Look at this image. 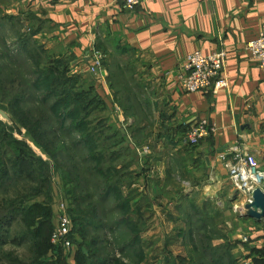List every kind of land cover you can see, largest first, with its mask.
Here are the masks:
<instances>
[{"label": "crops", "instance_id": "obj_1", "mask_svg": "<svg viewBox=\"0 0 264 264\" xmlns=\"http://www.w3.org/2000/svg\"><path fill=\"white\" fill-rule=\"evenodd\" d=\"M5 7L7 20L19 17L29 24L25 30L30 41L49 60L68 63V77L81 75L94 83L106 102L107 134L123 135L120 147L114 143L117 138H108L113 147L109 154L118 151L113 165L121 171L115 181L109 174L111 186L99 194L109 202L107 207L116 206L120 196L132 208L141 206L146 221L144 209L162 206L167 197L164 203L175 211L172 222L191 219L186 234L193 242L196 233L207 236L213 256L222 245L214 243L218 233V238L237 239L228 248L232 255L264 264V220L258 223L240 215L245 201L237 197L227 162L220 158V153L238 146L264 169V73L247 47L264 25V0H147L135 11L125 9L121 0H16ZM119 45L138 59L141 73L131 85L137 94L136 116L124 113L106 64L99 75L88 70L93 48L103 51L108 63ZM196 50L206 56L227 53L223 72L228 89L189 93L182 88L179 75L185 58ZM200 120L216 123L217 130L191 146L187 131ZM233 201L240 218L236 216L235 227L226 225L233 220L228 205ZM153 211L157 214V208ZM116 228L134 236L131 224ZM148 230L147 223L143 239ZM183 231L185 226L178 228V235ZM244 236L248 243L242 242Z\"/></svg>", "mask_w": 264, "mask_h": 264}, {"label": "trees", "instance_id": "obj_2", "mask_svg": "<svg viewBox=\"0 0 264 264\" xmlns=\"http://www.w3.org/2000/svg\"><path fill=\"white\" fill-rule=\"evenodd\" d=\"M23 36L31 42L30 34L20 33L15 46ZM1 45L5 48L4 43ZM39 51V55H33L27 48L0 55V62H3L0 63V109L11 119H0V238L10 225V219L20 215L18 224L22 228L16 235L28 242L31 261H35L34 264H42V261L69 264L66 251L59 248L55 253L51 241L56 227L54 213L58 207L54 203L57 193L54 182H58L73 223L70 239L75 243L78 234L82 240L74 255L75 264H128L124 252L133 244L143 243L141 236L147 222L143 220L142 207L132 208L123 203L120 196L115 198L116 206L107 207L109 202L104 197L99 198V194L111 186L109 174H114L115 181L121 171L113 165V161L119 159L116 157L118 151L113 149L109 154L108 150L113 147L108 138H117L114 143L120 147L123 135L121 132L114 136L107 134L111 130L106 127V118L101 116L106 102L96 92L94 83H87L81 75L68 77L67 62L49 60L44 50L39 48ZM130 79L134 82L133 77ZM108 81L115 88L116 83L110 81V76ZM129 92L135 99L130 96L127 100L134 101L137 109V94L133 88ZM122 93L116 89L115 97L124 113H129V107L119 97ZM91 116L99 122L96 126H92ZM22 130L42 152L32 147L26 137L17 136ZM116 211L123 214L111 221L110 215ZM133 213L138 217H132ZM130 224L134 226V236L126 248L109 247L108 233H105V241L101 240V232L115 233L116 227ZM88 230L97 235H90ZM206 240L210 243L205 244ZM199 241L198 252L202 255L196 264L236 263L233 258H225L228 252L213 256L209 239L200 238ZM118 251L120 257L116 256ZM142 254H135L138 257L135 264L142 263ZM260 256L264 262V251ZM8 261L18 264L9 253L2 252L0 262L6 264ZM191 261L185 262L195 264L194 258ZM253 264L258 261L255 259Z\"/></svg>", "mask_w": 264, "mask_h": 264}, {"label": "rangeland", "instance_id": "obj_3", "mask_svg": "<svg viewBox=\"0 0 264 264\" xmlns=\"http://www.w3.org/2000/svg\"><path fill=\"white\" fill-rule=\"evenodd\" d=\"M16 0H0V55H3L5 52L9 53L10 50L14 52H18L19 49H29L33 55H39L40 51L39 48H36V45H34L32 42H28L27 38L23 36L18 44L15 46V42L17 38L19 37L20 33H23L25 35H29L27 30H25L26 26L29 24H26L21 22L22 19L19 17L11 18V20H7L8 15L3 13L2 10L6 9V5H11ZM5 16V17H4ZM10 16V15H9ZM24 24V25H23ZM10 27H13L15 30L11 31ZM22 40V41H21ZM21 41V42H20ZM1 43L5 44V48L2 47ZM25 45L26 47H23ZM117 45V44H116ZM114 45V46H116ZM14 46V47H12ZM120 46V45H119ZM7 47V49H6ZM103 52V51H102ZM108 59V56L105 58ZM137 57L135 58V54L133 52H130L128 49H126L124 46L119 47V51H116V53L113 55V57L107 62H104L106 64V67L108 66L110 70V81L116 83L115 88L118 90H121L123 93L119 96L122 98L125 105L129 107V115L136 116V113L138 112V108L136 109V106H134V101H131V103L128 102L127 97L131 96V93L129 92L132 88V80L130 77H134L135 74L138 75V67L137 65ZM3 63V62H0ZM28 67V66H27ZM27 69V68H26ZM142 70V69H141ZM29 70L27 69V73ZM134 80V78H133ZM132 99H135L134 96H131ZM130 108H133V111H130ZM124 109V108H123ZM7 113V112H6ZM8 114V113H7ZM106 113L103 112L101 114L102 117L106 118ZM92 117V116H91ZM93 120V125H97L99 122L97 120H94L93 117L91 118ZM98 119V118H97ZM6 121H10V116L8 114V119H4ZM20 137H26L28 140L31 141V146L34 147L37 151H40L35 147V145L32 143V140L29 136H27L25 130H22L21 135H17ZM42 152V151H40ZM54 188H57V193L55 194V201L54 203L57 205H60V203L63 201L66 204L65 197H63L62 188L61 185L58 182H54ZM60 190V191H59ZM1 197V196H0ZM167 197H163L164 201H166ZM218 200V199H217ZM162 202V206H158L157 208V214L153 213L156 208H153L152 206L148 207L144 212L145 217L147 218V223L149 230L144 235L143 243H136L133 244V248H128L127 251H125L124 255L127 256L125 260L128 262V264H135L138 260V257L135 256V254L143 253L141 256L143 258L141 264H189V262H192L191 260L194 258L195 264L199 263V259H201V252H198V247L200 244L199 239L200 238H207V236L201 235V234H195L196 244L194 245V242L191 240V237L186 234L187 229H189L188 224L190 222H193L188 217L185 218L186 222L184 223L183 220H178L176 222L172 219L173 216H171V213L175 211L171 210L170 207H168V203ZM221 205L223 203L222 200H218ZM227 203V202H225ZM230 204L231 210V220H228L230 223L226 224L227 226L229 224H232L235 227V223L239 222L240 220L239 216L236 214L237 212L233 211L235 209V203L228 202V205ZM67 207V205H66ZM59 208V206H58ZM69 208V206H68ZM146 208V207H145ZM220 208V207H219ZM239 211V209H238ZM121 212V213H120ZM116 211L114 214L110 215V220L112 221L114 218H120L122 216V211ZM159 212V213H158ZM54 220V223L57 224V218ZM165 213V214H164ZM156 215V216H155ZM155 216V217H154ZM238 216V220L237 217ZM20 215L17 217H13L10 219V225L5 228V232L2 233L0 238V256L1 253H9L14 259L18 262V264H34L35 261H31L32 253L29 250V244L28 242H24L20 240V237L16 235L18 232V229L22 228V225L19 226L18 219ZM176 217V216H175ZM116 220V219H114ZM171 220V221H170ZM237 220V222H236ZM220 225L222 226V222L219 220ZM185 231L181 233V235H178V228L184 227ZM173 227H176V233L175 229ZM91 230V229H90ZM88 230L90 235H97V232H91ZM105 233H108L107 235V241L110 243L108 244L109 247L114 246L118 250L120 248H126V244L128 241H130L132 238L131 233L128 231L123 230L122 232H101V240L105 241ZM218 234V233H217ZM221 234V233H220ZM219 235V234H218ZM214 240V243L222 244L220 246H217L216 252L219 255H226L228 252V255L225 256V258H233V261L236 262L235 264H241L242 260L241 258L237 257V253L233 252L232 255L228 248L232 247V245H235L237 239L231 240V239H222L218 238L219 236ZM244 235V234H243ZM236 237V236H235ZM245 237V236H244ZM244 237H241L243 239ZM81 237L77 234L76 241L74 243V247L71 251L65 252L69 261V264H75V258L74 255L76 254L77 245L80 243ZM107 241L105 244H107ZM209 241H205V244H207ZM210 243V242H209ZM23 244V245H22ZM147 253L145 251L146 247ZM196 246V247H195ZM117 252V251H116ZM216 254V255H217ZM115 255V254H114ZM117 257H120V252L118 251ZM186 257H188L186 259ZM122 258V257H121ZM182 258H185V260H182ZM241 260H239V259ZM141 259V258H140ZM236 260V261H235ZM189 261V262H185ZM42 264H47L46 261H42ZM0 264H3L0 262ZM5 264V263H4ZM6 264H11L10 261L6 262Z\"/></svg>", "mask_w": 264, "mask_h": 264}, {"label": "built area", "instance_id": "obj_4", "mask_svg": "<svg viewBox=\"0 0 264 264\" xmlns=\"http://www.w3.org/2000/svg\"><path fill=\"white\" fill-rule=\"evenodd\" d=\"M147 0H121L125 9L135 11L139 5ZM252 59L255 60L264 73V25L259 36L247 44ZM227 53L223 50L213 52L206 56L200 50L193 51L185 58L182 72L179 75L182 88L189 92H203L213 89H228L229 82L224 75V65ZM88 70L92 74H101L104 68L105 55L99 48H93L90 54ZM217 130L216 123L208 120L195 122L187 131V141L191 146H196L203 139L212 136ZM220 158L227 162L229 183L236 190L237 197L245 201V205L252 201L255 189H264V169L253 155L244 153L238 146H232L229 150L220 153ZM58 205V204H57ZM63 201L57 207L58 218L51 241L55 247V253L59 248L71 251L74 242L70 239L73 231V223L69 214L68 205ZM244 205V206H245ZM242 242L248 243L249 237L245 236ZM241 264H250L242 261Z\"/></svg>", "mask_w": 264, "mask_h": 264}, {"label": "water", "instance_id": "obj_5", "mask_svg": "<svg viewBox=\"0 0 264 264\" xmlns=\"http://www.w3.org/2000/svg\"><path fill=\"white\" fill-rule=\"evenodd\" d=\"M0 119H8V114L0 109ZM244 218L254 219L258 223L264 220V189L257 188L252 195V201L245 205V211L240 214Z\"/></svg>", "mask_w": 264, "mask_h": 264}]
</instances>
